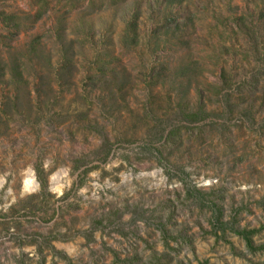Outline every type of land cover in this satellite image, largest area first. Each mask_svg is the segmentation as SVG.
<instances>
[{
  "label": "rangeland",
  "instance_id": "rangeland-1",
  "mask_svg": "<svg viewBox=\"0 0 264 264\" xmlns=\"http://www.w3.org/2000/svg\"><path fill=\"white\" fill-rule=\"evenodd\" d=\"M203 261L264 264V0H0V264Z\"/></svg>",
  "mask_w": 264,
  "mask_h": 264
},
{
  "label": "trees",
  "instance_id": "trees-1",
  "mask_svg": "<svg viewBox=\"0 0 264 264\" xmlns=\"http://www.w3.org/2000/svg\"><path fill=\"white\" fill-rule=\"evenodd\" d=\"M239 235H244L245 240H246V243H247V247H248L250 250H254V249L252 248L251 241L247 238V237H248V233H247V234L239 233ZM199 264H208V262H207V261H203V262H201V263H199Z\"/></svg>",
  "mask_w": 264,
  "mask_h": 264
}]
</instances>
